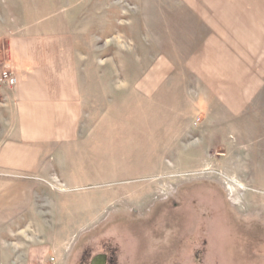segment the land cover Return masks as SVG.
<instances>
[{"label":"rangeland","instance_id":"obj_1","mask_svg":"<svg viewBox=\"0 0 264 264\" xmlns=\"http://www.w3.org/2000/svg\"><path fill=\"white\" fill-rule=\"evenodd\" d=\"M188 1L0 0V76L10 37L66 32L96 119L68 176L2 180L0 264H74L105 234L139 264H264V125L200 100Z\"/></svg>","mask_w":264,"mask_h":264},{"label":"crops","instance_id":"obj_2","mask_svg":"<svg viewBox=\"0 0 264 264\" xmlns=\"http://www.w3.org/2000/svg\"><path fill=\"white\" fill-rule=\"evenodd\" d=\"M192 1L179 28L192 46L191 61L201 62L189 64L199 79L194 85L204 87L205 97L213 93V100H200L231 116L219 117L228 119L223 124L264 125V0ZM7 46L17 83L13 92L0 86V184L20 176H68L76 150L88 148L87 125L96 120L85 112L89 86L81 50L66 32H24ZM141 86L135 89L144 94Z\"/></svg>","mask_w":264,"mask_h":264},{"label":"flooded vegetation","instance_id":"obj_3","mask_svg":"<svg viewBox=\"0 0 264 264\" xmlns=\"http://www.w3.org/2000/svg\"><path fill=\"white\" fill-rule=\"evenodd\" d=\"M96 236L94 235L93 237ZM104 236L103 244L99 248L89 244L79 247L75 252L74 264H139L132 260L133 249L127 245L126 240L122 236H119V239L115 236V243L112 241L110 234H105ZM171 255L172 261L163 260V262L158 264H191L188 254L185 256L186 258L179 256L178 260L174 259V255H177L176 252Z\"/></svg>","mask_w":264,"mask_h":264},{"label":"built area","instance_id":"obj_4","mask_svg":"<svg viewBox=\"0 0 264 264\" xmlns=\"http://www.w3.org/2000/svg\"><path fill=\"white\" fill-rule=\"evenodd\" d=\"M0 82L6 87L10 92H13L16 87V79L8 71H3L0 76ZM199 120H197L198 122Z\"/></svg>","mask_w":264,"mask_h":264}]
</instances>
